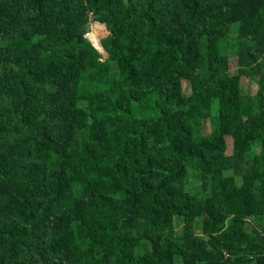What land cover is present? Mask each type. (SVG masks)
<instances>
[{"label": "trees", "instance_id": "trees-1", "mask_svg": "<svg viewBox=\"0 0 264 264\" xmlns=\"http://www.w3.org/2000/svg\"><path fill=\"white\" fill-rule=\"evenodd\" d=\"M0 264H264V0H0Z\"/></svg>", "mask_w": 264, "mask_h": 264}, {"label": "rangeland", "instance_id": "rangeland-1", "mask_svg": "<svg viewBox=\"0 0 264 264\" xmlns=\"http://www.w3.org/2000/svg\"><path fill=\"white\" fill-rule=\"evenodd\" d=\"M99 24L100 23L95 22V21L94 22H91L90 31L86 35V37H87V39L89 41H91L92 33H93L94 29H95V31L97 32L98 37H100V39H96L97 36H96V34H94L93 37H92V41L91 42H92L93 45L96 44V48H99L100 49L101 48L100 46L102 44V40L109 35V32L108 31L106 32L107 28H106L105 25L98 26ZM95 31H94V33H95ZM104 52L105 53H102L104 55V57H108L107 52L105 50H104ZM231 61H232V70H231V72L232 73H235L237 71V68H235L236 67L235 59L232 58ZM256 86H257L256 79H249V80L246 79V78L243 79V82H242V90H243L244 93L254 92L256 90ZM251 94H254V93H251ZM210 128H211L210 122L209 121H205V124H204V133H208L210 131ZM253 150H254V152L258 153V152H260L262 150V147L261 146H255ZM175 227H176L177 234H181L182 233V218H179L178 217L176 219V221H175Z\"/></svg>", "mask_w": 264, "mask_h": 264}, {"label": "bare ground", "instance_id": "bare-ground-1", "mask_svg": "<svg viewBox=\"0 0 264 264\" xmlns=\"http://www.w3.org/2000/svg\"><path fill=\"white\" fill-rule=\"evenodd\" d=\"M98 26H103V25H101V24H99ZM94 31H95V29H94ZM94 31H93V33H92V37H93V35L95 34L94 33ZM92 37H91V41H92ZM94 42V41H93ZM95 45V47H96V44H94ZM101 48L99 49V48H97L99 51H103L102 53H104V48L102 47V44H101V46H100Z\"/></svg>", "mask_w": 264, "mask_h": 264}, {"label": "crops", "instance_id": "crops-1", "mask_svg": "<svg viewBox=\"0 0 264 264\" xmlns=\"http://www.w3.org/2000/svg\"><path fill=\"white\" fill-rule=\"evenodd\" d=\"M105 53V52H104Z\"/></svg>", "mask_w": 264, "mask_h": 264}]
</instances>
